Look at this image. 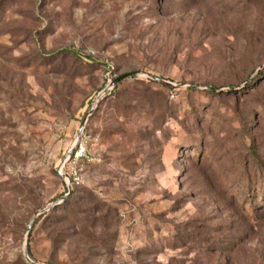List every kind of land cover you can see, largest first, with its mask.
<instances>
[{
  "label": "rangeland",
  "instance_id": "1",
  "mask_svg": "<svg viewBox=\"0 0 264 264\" xmlns=\"http://www.w3.org/2000/svg\"><path fill=\"white\" fill-rule=\"evenodd\" d=\"M36 263L264 264V0H0V264Z\"/></svg>",
  "mask_w": 264,
  "mask_h": 264
},
{
  "label": "built area",
  "instance_id": "2",
  "mask_svg": "<svg viewBox=\"0 0 264 264\" xmlns=\"http://www.w3.org/2000/svg\"><path fill=\"white\" fill-rule=\"evenodd\" d=\"M93 138L82 131L72 147L64 154L57 172L69 189L83 182L85 163L90 159V145Z\"/></svg>",
  "mask_w": 264,
  "mask_h": 264
},
{
  "label": "water",
  "instance_id": "3",
  "mask_svg": "<svg viewBox=\"0 0 264 264\" xmlns=\"http://www.w3.org/2000/svg\"><path fill=\"white\" fill-rule=\"evenodd\" d=\"M128 74H124V75H121L117 78H115L113 81H112V86H114L118 81L122 80L123 78L127 77ZM153 80L157 81V82H160V83H163V84H171L169 81H166L164 79H161L159 77H152ZM82 133V130L79 131L78 133V136L75 140L78 139V137L80 136V134ZM33 220L34 218H32L28 224V227H27V232H29L31 226H32V223H33ZM24 254L27 256V251H26V247L24 248ZM37 264V263H36Z\"/></svg>",
  "mask_w": 264,
  "mask_h": 264
},
{
  "label": "trees",
  "instance_id": "4",
  "mask_svg": "<svg viewBox=\"0 0 264 264\" xmlns=\"http://www.w3.org/2000/svg\"><path fill=\"white\" fill-rule=\"evenodd\" d=\"M214 93V92H213Z\"/></svg>",
  "mask_w": 264,
  "mask_h": 264
}]
</instances>
